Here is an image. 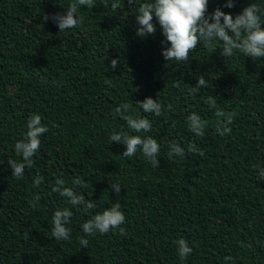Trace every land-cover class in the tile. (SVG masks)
Returning a JSON list of instances; mask_svg holds the SVG:
<instances>
[{"label":"trees","instance_id":"obj_1","mask_svg":"<svg viewBox=\"0 0 264 264\" xmlns=\"http://www.w3.org/2000/svg\"><path fill=\"white\" fill-rule=\"evenodd\" d=\"M72 2L0 0V264H264V58L223 57L222 42L201 41L188 61H166L162 49L170 44L155 17L154 35L136 34L138 7L151 0H94L78 6L77 27L59 32L51 16L66 14ZM226 2L209 0L206 15L219 7L234 18L251 3L264 10V0ZM201 76L209 87L190 94ZM146 97L162 105L160 116L142 111ZM125 102L150 120V132H132L115 113ZM217 109L235 113L230 135L216 132ZM193 112L207 122L203 137L188 129ZM34 113L49 131L18 179L8 159L22 162L15 144ZM121 130L156 139L159 167L141 151L123 157L126 146L110 140ZM173 142L183 158H169ZM189 144L203 155L188 152ZM58 177L66 187L82 178L87 187L74 190L96 207H73L53 192ZM112 183L121 184L119 193ZM116 200L125 234L85 236L83 223ZM65 207L73 212L70 238L56 240L52 217ZM179 238L193 249L183 261Z\"/></svg>","mask_w":264,"mask_h":264},{"label":"clouds","instance_id":"obj_2","mask_svg":"<svg viewBox=\"0 0 264 264\" xmlns=\"http://www.w3.org/2000/svg\"><path fill=\"white\" fill-rule=\"evenodd\" d=\"M133 2L134 0H129L130 4H133ZM208 3L209 0H151V2L141 3L135 15L138 25L136 34L140 37L154 35L156 27L153 24V19L155 17L162 34L166 37V42L170 44V47L162 49V56L166 61H188L189 53L196 49L201 41H204L206 46H212L213 41L222 42L223 46L220 54L223 57H232L235 51H239L254 60L264 58V10L257 4L251 3L234 18L232 14L221 11L219 7L210 15H206ZM78 6L94 7V0H74L67 7L66 14L52 15L51 19L58 25L59 32L75 28L81 22L82 18L77 14ZM234 6L235 0H227L224 5L227 8ZM118 7V3L112 4L114 10ZM74 14L78 19L74 18ZM47 19H49L48 16H46ZM118 63L117 59L111 60L112 69H115ZM176 86L179 85L176 84ZM201 87H209L208 81L203 76L197 80L195 86L190 87L189 93L194 95L199 92ZM207 103L212 108H216L214 97H209ZM139 106L144 113H153L156 116L162 114V105L151 97H146L144 101L139 102ZM115 113L126 121L132 132L151 131L152 124L150 120L139 115L131 104L122 103L116 107ZM215 115L221 118L216 122V132L221 136L230 135L232 131L230 125L233 123L235 113L217 109ZM187 122L190 132L198 137L204 136L207 122L202 120L198 114L195 112L189 114ZM27 129L24 139L15 144V152L17 155L22 156V162L8 159L12 176L18 179L23 178L26 167L33 166V156L39 150L41 144L40 137L49 131V128L42 123V116L35 113L28 118ZM110 140L126 146V151L121 154L123 157H132L136 155L137 151H141L153 167H159L160 145L156 139L150 136L142 137L129 134L121 130L119 132L114 131L110 135ZM187 151L203 155V152L195 144H189ZM185 155V149L178 143L169 144V158L174 156L183 158ZM259 176L264 179V168L260 169ZM40 184L41 178L37 177L34 187L38 188ZM72 184L74 187H87L86 182L80 177L74 178ZM120 185V183H112L110 187L116 193H119ZM74 187H66L65 181L58 177L52 191L59 193L61 197L67 198L68 203L73 207L83 206L86 211L94 209L96 207L94 200L85 199V196L78 194ZM39 199V195L34 197V200L38 201ZM30 203L32 202L30 201ZM32 206L35 207V204ZM72 215L73 212L67 207L57 209L54 212L51 221L53 238L56 240H68L70 238V229L66 225L70 223ZM125 219L121 203L116 200L109 208L96 213L83 223L82 230L85 236L95 233L107 234L111 229L120 228ZM120 233L125 234V230L120 228ZM79 242L83 248H87L88 240L84 236L80 238ZM175 244L177 245V254L182 261L193 251L184 238L177 239ZM224 259L230 261L232 257L226 256Z\"/></svg>","mask_w":264,"mask_h":264}]
</instances>
